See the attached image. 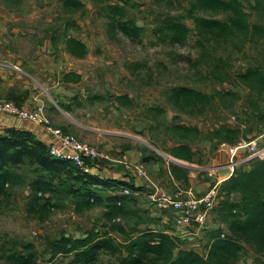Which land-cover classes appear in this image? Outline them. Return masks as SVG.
<instances>
[{
    "label": "rangeland",
    "instance_id": "374dc122",
    "mask_svg": "<svg viewBox=\"0 0 264 264\" xmlns=\"http://www.w3.org/2000/svg\"><path fill=\"white\" fill-rule=\"evenodd\" d=\"M193 1L115 0L124 7V19L138 27L133 39L115 27V21L109 19L103 5L88 0H83V10L77 11H65L62 0H21L18 4L0 0V70L20 75L29 84L32 82L36 87L34 91L42 89L45 99L43 104L23 109L4 93L0 92V96L28 112L42 106L46 116L49 104L56 101L62 115L55 113L52 120L46 117L51 125L102 151L104 157L96 161L95 169L124 172L121 176L128 177L127 182L139 188L132 206L134 213L122 219L126 226L138 223L161 229L163 224L159 220L168 221L165 217H172L148 203L147 195L152 189L151 183L163 186L169 193L185 188L186 184L169 176V163L185 167L188 176L193 175L199 186L189 185L194 195L200 197L217 179L220 178L219 185L227 180V168L223 165L230 163L226 158L230 149L241 145L233 158L234 170H249L250 161L264 159V92L261 95L251 92L237 79V74L246 68L256 65L264 68V39L257 43L246 42L241 51L231 42L220 47L203 40L193 19L188 17ZM241 1L250 14L249 22L259 23L250 1ZM226 18V15L214 17ZM171 19L189 30L177 43L168 38L162 41L164 36L159 30ZM68 37L85 44L87 51L82 57L76 58L65 50ZM69 74L73 80L67 82L65 78ZM175 86L200 90L209 96L216 92H233L234 95H224L223 100L216 97L203 112L187 114L168 102L169 91ZM25 90L28 89H18L17 95L21 96ZM61 100L69 101L71 108L66 103L68 108L57 103ZM76 121L81 125L75 124ZM62 122L70 127L62 128ZM175 123L196 126L203 135L222 124L238 128V133L233 142L217 138L195 141L192 145L196 154L192 162H187L168 154L175 140L166 128ZM132 150L141 151L139 160L131 156L137 152ZM149 150L155 157L146 162ZM215 154L220 156H216L217 161L212 165ZM138 162L145 166L146 177L136 176L135 168L127 166ZM16 171L23 182L9 190L10 195L5 196L0 210V264H4V255L22 242L34 245L39 264H82L77 261L75 252L52 255L49 243L62 235L85 237L91 228H99L104 222V209L94 207L77 212L74 199L65 196V188L71 185L77 189L84 185L62 176L64 185L52 195L47 215L41 217L28 211L29 184L39 176L48 178V175L33 164H24ZM123 181L113 179L110 183ZM54 182L57 184V179ZM91 188L103 197L112 192L111 188L94 185ZM234 196L232 198L237 200ZM227 222L226 211L217 207L204 226L192 225L191 234L183 237L189 247L206 256L209 230L217 229L225 236L229 234ZM117 258V255L104 253L92 264H115ZM258 258L260 256L250 246L242 244L238 262L251 264Z\"/></svg>",
    "mask_w": 264,
    "mask_h": 264
},
{
    "label": "trees",
    "instance_id": "16d2710c",
    "mask_svg": "<svg viewBox=\"0 0 264 264\" xmlns=\"http://www.w3.org/2000/svg\"><path fill=\"white\" fill-rule=\"evenodd\" d=\"M20 1L7 0L12 4H18ZM88 1L103 5L109 19L115 21V27L125 36L136 38L138 27L131 20L124 19L125 10L122 5L116 4L115 0ZM163 1L172 3L175 0ZM249 1L259 23L249 22L250 14L241 0H194L190 4L188 17L193 19L197 33L203 40L211 41L220 47L231 42L241 51L246 42L257 43L264 39V0ZM62 5L65 11L84 9L83 0H62ZM197 13L200 15L197 16ZM219 15H226V20L214 19ZM159 30L164 36L162 41L168 38L172 43L180 42L189 32L184 24L172 19L160 26ZM65 47L76 58L82 57L87 51L83 42L72 37L65 40ZM237 79L251 92L258 95L264 92V68L260 65L239 72ZM72 80V74L65 78L67 82ZM23 94L26 96L28 92ZM224 95L234 94L216 92L214 96H209L200 90L175 86L169 91L168 102L183 113L194 114L195 111L203 112L216 97H219V100L225 99ZM11 97L16 98L13 95ZM166 129L175 140L168 154L187 162H192L196 154L192 145L195 141L201 138H217L219 141L233 142L238 133V128L224 124L206 135L196 126L180 123L168 125ZM48 146L49 144H43L28 130L9 128L3 133L0 132V210L5 196L10 195L9 190L23 182L16 168L24 164H33L48 175V178L39 176L30 182L31 200L28 211L38 213L41 217L47 215L52 195L59 191V186L64 185L62 176L84 185L83 188L77 189L71 185L65 186V196L74 199L77 212L94 207L104 209V222L99 228H91L85 237L70 238L62 235L59 239L51 241L49 245L52 255L75 252L77 261L82 264H92L104 253L117 255L115 264H248L238 262L242 244H246L260 256L251 264H264V159L250 161L249 170H234L233 174L218 186L214 207L226 211L229 234L221 236L219 230H209L208 252L204 256L189 247L187 239L172 234L171 212L168 214L172 217L168 218L166 226L161 229L141 226L142 224L138 223L132 227L126 226L122 219L134 213L132 206L139 188L130 182H117L113 185L111 180L104 181L97 175L98 168L91 173H83L73 162L51 157ZM148 152L150 156L145 157L146 162L155 157L152 150ZM157 159L164 160L162 157ZM168 168L171 178L186 184L185 188L189 187V174L185 167L169 163ZM54 179H57V184ZM93 185L111 188L112 192L118 193L106 197L99 196L91 188ZM123 188H128L132 193L124 194ZM233 195L237 200L232 198ZM102 227L106 229L101 230ZM4 264H39L37 250L32 243L22 242L18 248H13L4 255Z\"/></svg>",
    "mask_w": 264,
    "mask_h": 264
},
{
    "label": "built area",
    "instance_id": "2783aa9c",
    "mask_svg": "<svg viewBox=\"0 0 264 264\" xmlns=\"http://www.w3.org/2000/svg\"><path fill=\"white\" fill-rule=\"evenodd\" d=\"M0 113L14 115L41 126L52 138L48 146V152L51 157L71 161L83 173L93 172L96 161L104 157L102 151L80 140L76 135L61 128L53 127L50 120L46 118L47 116L42 106H37L34 111L28 112L18 107L13 101L0 96ZM240 147L241 145L239 144L234 149H230V154L229 152L227 154L230 163L226 166L223 165V167L227 168L226 179L234 172L236 163H233V158ZM130 163L127 166L135 168L136 176L146 177L145 166L142 163L138 162L137 165ZM209 176H212V173H209ZM219 179L214 181L208 191L200 197L194 195L193 188L190 185L169 193L163 186L151 183L152 189L147 194L148 203L159 211L171 212L173 214L172 234L185 239L183 236L191 234L192 225L204 226L211 213L214 212ZM122 192L124 194L132 193L128 188H123ZM165 218L167 219V217Z\"/></svg>",
    "mask_w": 264,
    "mask_h": 264
},
{
    "label": "crops",
    "instance_id": "0c3cea01",
    "mask_svg": "<svg viewBox=\"0 0 264 264\" xmlns=\"http://www.w3.org/2000/svg\"><path fill=\"white\" fill-rule=\"evenodd\" d=\"M65 50H66V47H65ZM31 84L33 85L32 82H31ZM31 84H29V82H27L26 79L20 77V75H12V73L9 71L0 70V87H1L0 92L4 93L3 95L5 97H8L9 99L14 100L23 109H29L35 105L43 104L44 99H45L44 96H42L43 90L37 88V90L34 91V89H36V87L34 85L31 87ZM3 88H5V91ZM18 89H28V90L24 91V92H28V94L26 96H24V94L19 96V95H17ZM31 89H33V91ZM12 95L16 96V98H12L11 97ZM85 98H87V96ZM57 103H60L61 105L66 103L71 108V105H70L71 103L69 101L61 100ZM67 105L64 104V106L62 105V107L68 108ZM57 108H58V106L56 105V101L54 103L51 102V104H49L48 110H46V114L50 120H52V117L55 113L62 115V113ZM56 110H58L59 112H55ZM75 124L81 125L80 122H78V121H76ZM60 125H62V128L68 129L70 127L68 123L64 124V122H62ZM9 128L28 130L35 135L36 139H38L39 141H41L45 145H48L52 139L50 134L47 131H45L41 126L36 125V124H34L28 120L20 119L14 115H8L5 113H0V132L3 133V132H5V130H7ZM96 131H100V130H96ZM100 132L107 133V132H104L103 130H101ZM100 132H98V133H100ZM108 133H111V132H108ZM136 151H133V152H136V154H132L131 156H133L134 158L139 160L142 153H141V151H138V150H136ZM127 153H128V151H127ZM127 156H128V154H127ZM216 156L217 155L215 154L214 158L212 159L213 160L212 165L214 164V162L217 161V159H215V158L219 157L220 155H218L217 157ZM221 156H224V155L221 154ZM222 158L225 159L224 157H222ZM226 158H227V156H226ZM100 169H103V168L100 167ZM96 172H97V175L104 181L105 180H113V179H119L120 181H122V179H123L124 180L123 182H127V180H128V177L121 176V175H124V174H122L124 172H121V174H119V172L118 173H116L115 171L110 172V171H106L105 169H103L101 171L96 170ZM117 175H120V177ZM189 177H190L189 183L191 185L196 184L194 186H196V187L199 186L197 180H194V178H192L193 175L191 173H190ZM116 193H118V192H116V191L111 192V194H116ZM163 219H164V217H163ZM160 221L163 224V226L164 225L166 226V223H165L166 221H164V220L162 221V218Z\"/></svg>",
    "mask_w": 264,
    "mask_h": 264
}]
</instances>
